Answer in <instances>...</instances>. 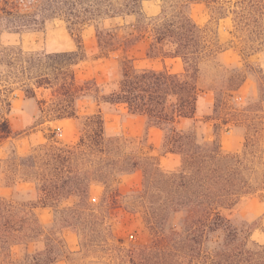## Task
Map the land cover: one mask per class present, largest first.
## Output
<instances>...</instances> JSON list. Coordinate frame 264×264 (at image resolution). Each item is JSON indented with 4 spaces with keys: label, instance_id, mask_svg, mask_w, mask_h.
I'll use <instances>...</instances> for the list:
<instances>
[{
    "label": "trees",
    "instance_id": "16d2710c",
    "mask_svg": "<svg viewBox=\"0 0 264 264\" xmlns=\"http://www.w3.org/2000/svg\"><path fill=\"white\" fill-rule=\"evenodd\" d=\"M191 1L171 14L162 10L160 16L144 18L136 36L128 38L116 36L102 23L123 10L140 9L142 0H122L119 6L111 0H0V25L6 29L36 28L54 18L74 28L96 22L97 49L102 55L146 39L150 55L179 58L184 65L182 72L172 73L135 68L124 57L115 87L105 94L94 80L77 78L76 67L85 57L80 43L75 51L51 54L0 47V92L18 91L36 99L38 91H47L48 101H38L44 120L71 119L79 126L72 144L45 142L25 155L13 150L0 159V181L6 187L24 183L33 196L24 202L0 197L2 264L67 260L72 252L66 247L64 230L78 237L75 253L100 264H264V244L251 240L253 228L238 229L229 217L244 197L264 190V179L256 176L255 167L264 165L260 156L264 73L256 77L254 106L233 111L247 130L241 152L224 151L218 139L200 140L194 126L182 128V121L195 120L199 66L212 53L216 37L209 26L193 21L188 11ZM210 2L218 5L213 7L216 13L222 10L221 0ZM3 102L0 144L20 135L8 119L10 101ZM84 102L123 106L143 117L161 131L163 152L177 155L179 165L164 171L156 156L128 150L122 136L108 137L101 111L88 112ZM82 109L85 112L80 114ZM136 171L142 173V181L129 194L113 187L118 177ZM95 186L105 189L100 206L91 202ZM70 198L76 201L63 206ZM38 208L52 211L49 225L40 221ZM121 212L140 218L146 240H126L114 233L113 221ZM21 246L25 251L16 257L13 250Z\"/></svg>",
    "mask_w": 264,
    "mask_h": 264
},
{
    "label": "rangeland",
    "instance_id": "374dc122",
    "mask_svg": "<svg viewBox=\"0 0 264 264\" xmlns=\"http://www.w3.org/2000/svg\"><path fill=\"white\" fill-rule=\"evenodd\" d=\"M122 0H111L119 6ZM186 0H142L139 8L123 10L118 16L105 20L102 27L113 30L118 37L136 36V29L144 18L167 14L176 8L184 9ZM211 0H192L188 11L193 21L200 26H209L214 33L212 53L204 57L199 66L198 88L200 90L194 121H182L181 127L188 129L194 126L200 140L218 139L226 152L237 153L243 150L246 125L238 123L233 111L254 106L257 97L256 77L264 73V0H221L222 10L216 13L213 9L217 4ZM182 6V7H181ZM263 14V15H262ZM96 22H90L81 28L68 25L61 18L47 20L39 27L6 29L0 25V47L17 46L28 53H59L75 51L80 43L85 52L82 62L76 67L79 80H94L108 93L115 87L121 73L124 57L132 60L135 68L153 70L166 69L172 73L183 71V63L179 58L152 56L148 51L149 40L137 39L124 51H116L102 55L97 49ZM100 26V25H99ZM213 35V34H212ZM216 52V53H215ZM238 87V88H237ZM237 88V89H236ZM236 89V90H234ZM11 103L8 119L12 129L20 135L13 140L0 144V159L11 151L25 155L29 150L45 142L72 144L79 136L78 121H46L39 111V100L48 101L49 92L38 91L36 99L26 98L23 93L15 91L0 92V113L5 110L3 100ZM88 112L101 111L108 137L122 136L128 141V150L141 149L156 156L164 171L175 169L180 162L177 155L165 154L161 148L162 134L157 129H149L143 117L135 116L123 106L102 104L97 107L92 103H83ZM85 112L81 110L80 114ZM215 128V125H217ZM261 162H264V126L261 131ZM257 177L264 179V165L255 164ZM142 173L124 174L116 180L114 186L123 195L129 194L140 186ZM105 189L95 186L90 198L94 205L100 206ZM30 187L18 183L6 187L0 181V197H14L19 202L31 199ZM264 190L244 197L230 212L232 224L238 229L252 227L251 240L264 244ZM70 198L63 206L75 202ZM40 221L49 225L53 213L49 209H37ZM67 231V230H64ZM63 231V232H64ZM113 231L126 240L144 241L147 231L137 215L121 212L113 221ZM77 242L75 234H67ZM35 246H29V250ZM25 247L14 248L16 257H22ZM6 261H11V259ZM61 264H86L89 259L82 254L72 253L67 260L62 257ZM0 264L1 258H0Z\"/></svg>",
    "mask_w": 264,
    "mask_h": 264
},
{
    "label": "crops",
    "instance_id": "0c3cea01",
    "mask_svg": "<svg viewBox=\"0 0 264 264\" xmlns=\"http://www.w3.org/2000/svg\"><path fill=\"white\" fill-rule=\"evenodd\" d=\"M199 99V98H198ZM198 104V103H197ZM197 110V109H196ZM133 115V114H132ZM135 116H138V115H135ZM141 117V116H140ZM63 121V120H62ZM64 121H69V119H67V120H64ZM184 121H187V120H184ZM147 124V123H146ZM147 127L149 128V129H153L154 127H151V126H149L148 124H147ZM155 129H157V128H155ZM158 130V129H157ZM158 131H160V130H158ZM161 132V131H160ZM162 134V133H161ZM134 173V172H133ZM133 173H131V174H133ZM41 209H46V208H41ZM264 218V217H263ZM67 234H75L74 232H72V231H70V230H67V231H64L63 232V238H64V241H65V243H66V247H67V249L70 251V252H72V253H75V252H77L78 251V237H77V242H74L73 241V238L70 236V241L71 242H68V240H67V238H68V236H67ZM76 235V234H75ZM77 236V235H76ZM61 261L60 260H58L55 264H61L60 263ZM86 264H100V263H97V262H92V261H88Z\"/></svg>",
    "mask_w": 264,
    "mask_h": 264
},
{
    "label": "built area",
    "instance_id": "2783aa9c",
    "mask_svg": "<svg viewBox=\"0 0 264 264\" xmlns=\"http://www.w3.org/2000/svg\"><path fill=\"white\" fill-rule=\"evenodd\" d=\"M93 201H94V199H93Z\"/></svg>",
    "mask_w": 264,
    "mask_h": 264
}]
</instances>
